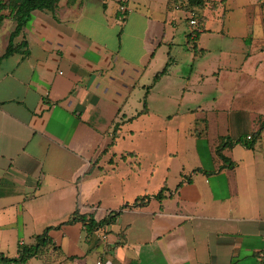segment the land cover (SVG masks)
<instances>
[{"label":"crops","instance_id":"crops-1","mask_svg":"<svg viewBox=\"0 0 264 264\" xmlns=\"http://www.w3.org/2000/svg\"><path fill=\"white\" fill-rule=\"evenodd\" d=\"M141 3L60 0L54 13H31L13 40L20 51L1 61L3 256L16 258L19 245L52 228V241L73 258L54 264L259 263L264 133L254 149L222 151L232 169H220L215 147L220 138H247L264 121V0L207 4L195 10L205 22L187 32L168 7L153 17ZM15 27L0 20V58ZM193 31L197 53L183 45L179 54L174 47ZM141 197L144 205L121 210ZM77 209L95 221L121 211L88 234L80 222L63 225Z\"/></svg>","mask_w":264,"mask_h":264},{"label":"trees","instance_id":"trees-1","mask_svg":"<svg viewBox=\"0 0 264 264\" xmlns=\"http://www.w3.org/2000/svg\"><path fill=\"white\" fill-rule=\"evenodd\" d=\"M70 3L76 0H68ZM226 0H220L218 3L209 0H174L177 4L175 5L176 8L183 10V11H190L191 16L187 19L188 24L191 20H195L198 23V26L205 22L204 17H200L198 13H196V9L203 10L206 8L207 4H210L212 9L218 4H224ZM60 0H6L3 3H0V12L6 11V16L0 15V20L4 17L12 19L16 23V27L14 31L11 33L9 46L4 53V55L0 58V63L3 59L8 58L13 53L19 52L20 46H15L13 44V40L19 35L22 28L26 24L27 20L31 16V13L34 11H48L54 13L58 7V3ZM120 4H124V2H120ZM118 15L122 21L125 20L127 16V11L119 12ZM199 32L193 31L192 33L188 34V42L186 43V47L189 51L193 52L194 54L197 53L196 45H194L190 38L193 36V39H197ZM171 60L169 59L166 66L163 70L157 73L153 78V83H156L163 75H166L168 72V68L170 66ZM145 107V104H144ZM145 108L142 110V112ZM118 125L114 127V133L116 132ZM264 133V121L259 123L258 130H255L251 133L250 139L248 140L246 137H241L238 140L231 142L229 139L224 140L215 147V155L216 157L222 162L221 168H228L232 169L235 167V163L230 161L226 158L222 151L225 148L232 147L233 145L240 144L247 149H254L257 141L262 137ZM165 188H162L160 192L155 195L156 200H161L164 197ZM148 197H141L137 198L132 205H124V208H135L145 204V201ZM120 210V211H121ZM120 211L117 212H109L102 220L95 221L92 215H87L82 213L80 210H76L73 216L63 225L67 224H74L76 222H80L86 233L90 234L95 231H102L105 227L111 225L115 219L119 216ZM59 227L55 228L58 229ZM52 228H47L41 235L35 237L34 242L29 245L21 244L18 247V256L16 258H8L0 254V262L3 264H27L30 260L36 259L41 260L44 264H54L56 259L63 258V261H72L73 258L71 257H64L61 249L55 245L52 239L49 236V231ZM61 260V259H60ZM258 264H264V252H261L258 256Z\"/></svg>","mask_w":264,"mask_h":264},{"label":"rangeland","instance_id":"rangeland-1","mask_svg":"<svg viewBox=\"0 0 264 264\" xmlns=\"http://www.w3.org/2000/svg\"><path fill=\"white\" fill-rule=\"evenodd\" d=\"M141 1H142V3L140 4V7H139L140 11H142V12H144L146 14H150L153 17H156V16L158 17V10L156 9V7H161V6H163L164 8L168 7V9H169L168 12H170V13H172L174 15V17H173L175 19L174 23L179 27V30L184 29L185 32L190 30L191 27H190V25L188 24V21H187V19L190 18V16H191L190 11H183V10H180V9L176 10L175 9V5H177V4L174 2V0H141ZM217 21L219 22V20H217ZM217 21L212 20L208 24V28L211 29V30H215L218 27V25H219V23ZM190 33H192V32H190ZM235 35H236V33H231V32L225 34V36H227L226 38L228 39V42H227L228 47H227V45L224 42H222V47L226 46L227 49H229L233 53L236 51V50H233V47L236 44H238L237 39L234 38ZM248 35L250 36V34H248ZM210 38L211 39L208 41L210 47L218 46V41H216L215 39H212L213 37H210ZM176 41H180L179 36L176 39ZM184 43H185V37L183 36L182 41L180 42V46L179 47H174V49H178L177 52L179 53L180 50H181V47H183V45L185 46ZM224 53H225V55H227L228 54L227 50ZM185 54H187V56L191 57V55H189L188 53L185 52ZM183 55H184V53H183ZM217 56H218L217 51H214V52L211 53V55L209 57H206V58L212 59V58L217 57ZM204 60H207V59H204ZM147 89H148V87H147ZM198 127L202 128V130H203V125L202 124H199ZM258 127H259V125H258ZM258 127H257L256 130H258ZM200 128H199V130H200ZM162 137L165 138L164 136H162ZM221 141H222V138H220L219 143ZM124 147H127V149H128V148H130L132 146L129 147V145L124 144ZM164 173H163V175H164ZM162 177L164 178L165 176H162ZM92 260H94V257H89L88 258V263L91 264ZM0 264H3V263L0 262ZM31 264H42V263L40 261H38V260H32Z\"/></svg>","mask_w":264,"mask_h":264},{"label":"built area","instance_id":"built-area-1","mask_svg":"<svg viewBox=\"0 0 264 264\" xmlns=\"http://www.w3.org/2000/svg\"><path fill=\"white\" fill-rule=\"evenodd\" d=\"M118 10H119L120 12L123 13V12L126 11V8H125L124 6H119V7H118ZM189 25H190V26H196V27H198V23H197V21H195V20H191V21L189 22ZM247 139L249 140V139H250V136H248Z\"/></svg>","mask_w":264,"mask_h":264}]
</instances>
